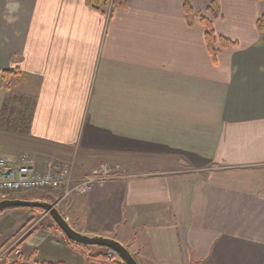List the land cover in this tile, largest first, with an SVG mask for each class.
Listing matches in <instances>:
<instances>
[{"label":"crops","instance_id":"0c3cea01","mask_svg":"<svg viewBox=\"0 0 264 264\" xmlns=\"http://www.w3.org/2000/svg\"><path fill=\"white\" fill-rule=\"evenodd\" d=\"M185 1L114 0L103 12L0 0V115L7 92L32 101L41 168L56 152L78 155L76 178L122 162L89 194L53 191L77 231L118 240L139 264H264V0H217V17L214 0H194L191 17ZM203 16L237 45L214 58ZM60 233L38 229L24 261L125 264Z\"/></svg>","mask_w":264,"mask_h":264},{"label":"rangeland","instance_id":"374dc122","mask_svg":"<svg viewBox=\"0 0 264 264\" xmlns=\"http://www.w3.org/2000/svg\"><path fill=\"white\" fill-rule=\"evenodd\" d=\"M31 107L32 101L30 99L20 94L7 92L0 115V148L6 156L10 157L12 155L16 157L23 151L35 156L32 150L28 148V144L30 143L28 123L30 120ZM56 153L55 156L59 160L54 161V163L58 165L57 168L69 166L73 181L81 180L82 178H76L74 174V167L76 169L78 155L74 152L72 154L69 153V155L68 153ZM51 156L52 155L49 157ZM35 158L38 162L36 156ZM104 163L113 168V171L121 173L122 162H119L116 158L114 162L109 161V158H107V160H102L93 169L100 168ZM53 191L55 190L32 189L28 191H18L3 198L0 197V200L9 198L47 200L60 209L57 203L54 202L57 196ZM40 228H50L56 232H61V236L64 235L49 212L44 209L14 208L0 211V263L6 259L15 258L20 255L22 252L20 247H22L24 243H27ZM5 250L13 251L12 253L8 252L7 255H3ZM17 250H20L19 254H16Z\"/></svg>","mask_w":264,"mask_h":264},{"label":"built area","instance_id":"2783aa9c","mask_svg":"<svg viewBox=\"0 0 264 264\" xmlns=\"http://www.w3.org/2000/svg\"><path fill=\"white\" fill-rule=\"evenodd\" d=\"M58 165L40 168L35 156L23 151L15 159H10L0 148V197L32 189L57 190L62 192V198L73 195H86L96 186H103L107 181L116 179L121 173L113 171L105 163L98 169H93L89 175L79 181H73L70 167L57 168ZM10 253L5 250L3 255ZM20 250L16 251L19 254ZM116 252L110 253L107 261L118 258Z\"/></svg>","mask_w":264,"mask_h":264},{"label":"trees","instance_id":"16d2710c","mask_svg":"<svg viewBox=\"0 0 264 264\" xmlns=\"http://www.w3.org/2000/svg\"><path fill=\"white\" fill-rule=\"evenodd\" d=\"M114 0H86V3L88 6L99 10V11H103L106 12L109 8V6L112 4ZM120 4L121 7H124L126 5L127 0H117ZM193 1L194 0H186L185 1V12L188 16H192L194 14L193 11ZM209 10L213 13L214 16H218L219 15V1L214 0L211 3V6L209 7ZM201 22L204 25V27L206 28V33H205V40H206V44H207V48L210 51V53L212 54V56L214 58H216L217 53L219 52L220 48H228V47H232V46H236L237 42L229 39L228 37H225L223 35H218L217 32L215 31L213 22L210 21L209 19H207L206 17H202L201 18ZM257 29L258 31L261 33L262 35V42L264 43V14H262L257 22ZM18 70H8V71H4L3 72V77L5 79L10 78V76H12L13 74L18 73ZM17 207H13V208H7V209H14ZM20 208V207H18ZM4 209V210H7ZM32 209H39L42 210L41 208H32ZM2 210V211H4ZM64 239L66 240V242L82 248L83 251L86 250V248L91 247V245H84V244H80L77 243L71 239H69L65 234H64ZM104 250L108 251V255H105L104 259L107 260V257L110 255L109 253H112L113 250L106 248V247H102ZM13 250L10 251V253H12ZM109 262V261H107ZM0 264H28L24 261V257L20 254L15 258H11V259H6L5 261L1 262ZM32 264H64L62 262H53V261H48V260H44V261H35Z\"/></svg>","mask_w":264,"mask_h":264},{"label":"water","instance_id":"95a60500","mask_svg":"<svg viewBox=\"0 0 264 264\" xmlns=\"http://www.w3.org/2000/svg\"><path fill=\"white\" fill-rule=\"evenodd\" d=\"M13 207L44 209L49 212L52 219L69 239L84 245L106 247L112 249L122 258L125 264H139L129 248L118 240L102 235H90L77 231L70 224V222L60 211V209H58L55 204L47 200L19 198L0 200V211Z\"/></svg>","mask_w":264,"mask_h":264}]
</instances>
